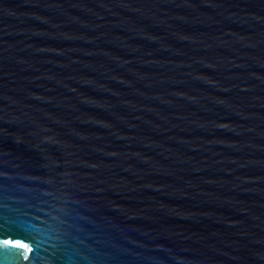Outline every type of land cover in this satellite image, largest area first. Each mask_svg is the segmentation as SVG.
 <instances>
[{
  "label": "water",
  "instance_id": "obj_1",
  "mask_svg": "<svg viewBox=\"0 0 264 264\" xmlns=\"http://www.w3.org/2000/svg\"><path fill=\"white\" fill-rule=\"evenodd\" d=\"M0 264H264V0H0Z\"/></svg>",
  "mask_w": 264,
  "mask_h": 264
}]
</instances>
